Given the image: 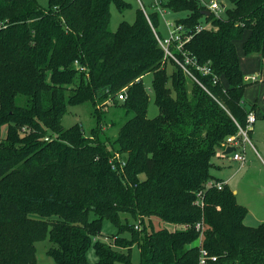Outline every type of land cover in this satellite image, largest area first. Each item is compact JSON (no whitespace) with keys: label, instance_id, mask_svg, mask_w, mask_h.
<instances>
[{"label":"trees","instance_id":"obj_1","mask_svg":"<svg viewBox=\"0 0 264 264\" xmlns=\"http://www.w3.org/2000/svg\"><path fill=\"white\" fill-rule=\"evenodd\" d=\"M228 1L222 19L203 14L210 0H160L167 13L186 14L177 20L191 36L183 49L206 92L180 66L166 72L157 12L140 9L135 24L112 32L111 6L123 12L125 0H49L47 9L0 0V264H38L37 244L46 240L57 264H134L135 245L140 264H198L201 234L216 258L208 264H264V223L247 226L248 210L211 173L253 111L243 104L237 51L246 32L245 55L264 60V0ZM203 23L211 28L198 31ZM110 102L124 112L115 138L102 108ZM88 103L96 120L89 135L82 124L63 126L69 108ZM120 160L118 172L112 164ZM106 221L118 232L109 244L99 239Z\"/></svg>","mask_w":264,"mask_h":264},{"label":"rangeland","instance_id":"obj_2","mask_svg":"<svg viewBox=\"0 0 264 264\" xmlns=\"http://www.w3.org/2000/svg\"><path fill=\"white\" fill-rule=\"evenodd\" d=\"M125 1L130 5V7L123 12L119 11L115 5L111 6L110 30L112 32L117 31L122 22H126L130 25L135 24L138 18V11L141 9L145 14H153L155 12L159 14V29L154 30L155 32H160L159 38L164 39L169 37V28L167 23H172L173 26L171 27V30H174L177 26H179L177 24V20L186 17L185 13L175 14L169 12L164 16L161 15V12L158 11L159 7L155 4V0ZM207 1L209 0H206V2ZM211 1H216L221 6V9L218 11V17L226 19V11L231 10L233 5L228 0H210V2ZM37 2L43 9H47L49 6V0H37ZM202 25L211 28L210 24L206 25L203 23ZM248 35L249 32H246L244 38L238 41L237 51L240 57L241 69L245 80H249L252 76H259L258 82H247L248 86L243 93V100L246 101V107L248 109H253L254 111L251 113L255 115L256 123L249 128L247 122L245 128L248 129V132H250V134H248V142L244 146H240L238 148L239 152L245 150L243 153L245 161L243 163L236 162L232 160V153L229 155L220 153L213 159L211 173L216 179L227 184L229 189L234 192L237 203L244 206L248 210L249 213L245 219V224L250 227H257L264 223V62L258 55H245L243 43L247 39ZM160 48L164 51L161 45ZM173 48L176 47L173 46ZM163 63L168 74L178 72V66L173 59L167 58L164 55ZM143 82L147 90H151L152 75H147ZM185 88H187L189 92L195 88L194 82L188 77L185 78ZM149 93L151 100L148 116L150 118H154L159 114V110L154 103L153 92L150 91ZM119 102L121 101H118V103ZM109 104L102 107L103 110L107 112L104 116V122H109V125H111V121H115L117 123V126L113 127L108 125L109 130L106 131L109 136L115 138L119 132L118 123L121 120L123 121L124 112L115 107L113 102H110ZM92 112L93 109L89 103L78 107H71L62 120L63 126L69 128L76 123L82 124L84 126V132L87 136L91 133L92 128L96 126V120ZM104 128L106 130V126ZM3 134L5 137L6 127H4ZM22 134L23 130H19L21 138L24 137ZM144 220L145 224H148V219ZM152 222L155 228L159 229V220L152 218ZM133 223L139 225V230H142L144 226L143 224L134 221ZM117 233L118 232L115 227L106 221L104 223L103 234L99 239L109 244L111 242L109 238ZM125 235L126 233H124L123 236ZM53 246L54 245L49 243L48 240L37 244L38 264H57L55 260L47 254L48 250ZM96 259L94 251L91 250L89 253V260L95 262ZM131 259L134 264L141 263L140 249L136 245L133 246L131 250Z\"/></svg>","mask_w":264,"mask_h":264},{"label":"built area","instance_id":"obj_3","mask_svg":"<svg viewBox=\"0 0 264 264\" xmlns=\"http://www.w3.org/2000/svg\"><path fill=\"white\" fill-rule=\"evenodd\" d=\"M155 4L159 7L158 11L161 12V15L164 16L167 14V12H165L164 9L161 8L160 0H155ZM206 7L208 8L209 11L214 12L217 16H218V11L221 9V6L216 1H211L208 5H206ZM167 26L169 28V37L161 39L156 34V37H157L159 44L161 45V47L165 51V56L167 58L173 59L174 62L178 66H180V68L183 70V72L188 77H190L193 81L197 82L202 87V89H204L206 92H208L206 87L196 79V77L193 75L192 71L190 70L189 66L191 65L192 61L189 59L188 55L184 52V49H183L185 44L190 41L191 36L190 35L185 36L184 30H183L182 26H180V25L177 26L174 30H171V27L173 26L172 23L171 24L167 23ZM204 28H205L204 26H200V27H198V31H201ZM173 46H175L176 48H173ZM174 51L180 52L182 54V56L184 57L182 59L183 61H181L179 59V57L174 53ZM193 63L195 64L196 62L193 61ZM197 69L199 71H201L204 75L211 73L210 69L207 66H204V67L198 66ZM81 70L85 71L84 68H81ZM253 80L256 81V78H253ZM215 83H217V82L215 81ZM126 98H127V92H126V89H123L119 93L118 99L120 101H125ZM247 122H248L249 128L256 122V117L253 113L249 114ZM248 133H249L248 129L244 130L241 127H239V132L237 135L230 136L226 139L227 146L235 148V151L232 153V160L233 161L240 162V163H243L245 161V157L243 155V152L242 151L239 152L238 148L240 146H244L248 142ZM117 158H118V156H117ZM118 160H119V158H118ZM119 163H120L119 165H117L116 163L112 164L113 169L118 171V172L123 171V169L126 165V162H124L122 160H120ZM224 185H225V183L220 182V183H217L215 186L219 190H221ZM198 203H201V204L203 203L201 194L199 195ZM196 228H197V230H200V232L202 233L203 228H202L201 224H197ZM135 229L139 230V225L135 224ZM202 242H203V236L201 234V236L198 240V244H197L200 247V258H199L198 264H208L209 260L216 261L215 257H209L207 251L202 247Z\"/></svg>","mask_w":264,"mask_h":264},{"label":"crops","instance_id":"obj_4","mask_svg":"<svg viewBox=\"0 0 264 264\" xmlns=\"http://www.w3.org/2000/svg\"><path fill=\"white\" fill-rule=\"evenodd\" d=\"M262 61L264 62V60L262 59ZM263 65V64H262ZM253 78H256V81H254L253 80ZM249 79V78H248ZM259 81V76H252L249 80H245V82L247 83H254V82H258ZM243 104L246 106V101H243ZM254 112V111H253ZM256 123V122H255ZM254 123V124H255ZM248 134H250V132L248 133ZM242 152L244 153L245 152V150H242ZM244 155V154H243Z\"/></svg>","mask_w":264,"mask_h":264},{"label":"water","instance_id":"obj_5","mask_svg":"<svg viewBox=\"0 0 264 264\" xmlns=\"http://www.w3.org/2000/svg\"><path fill=\"white\" fill-rule=\"evenodd\" d=\"M203 14L210 15V11H204ZM234 151H235L234 147H227V149L225 150L224 154L225 155H229V154L233 153Z\"/></svg>","mask_w":264,"mask_h":264}]
</instances>
